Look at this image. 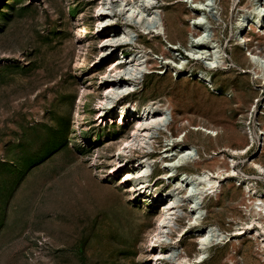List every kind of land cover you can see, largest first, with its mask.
Instances as JSON below:
<instances>
[{
  "label": "rangeland",
  "instance_id": "rangeland-1",
  "mask_svg": "<svg viewBox=\"0 0 264 264\" xmlns=\"http://www.w3.org/2000/svg\"><path fill=\"white\" fill-rule=\"evenodd\" d=\"M165 1V10L174 24L168 39L146 35L135 27L134 36H140L137 47L148 53V65L153 69L139 90L125 100L144 107L169 99L179 119L219 131L211 136L186 124L181 133L188 132L185 144H196L200 152L205 149L209 155L219 152L225 163L231 159L225 148L247 149L235 157L236 167L254 178L256 189L264 191V180L253 166V160L264 163L258 153L263 144L264 78L254 73L255 66L236 40L242 36L240 11L251 0H225L219 21L213 14L221 10L220 6L213 13L206 12L208 36L214 37L215 30L221 49L230 57L227 64L210 70L217 91L186 74L189 68H205L202 62L186 55L192 48L189 36L194 14L190 4ZM99 2L0 0V264L150 262L146 238L155 226L156 215L144 210L143 200L128 194L112 173L113 151L131 130L127 125L133 121L132 115L121 127L116 121L102 122L97 97L90 95L86 105L89 126L83 131L77 125L79 95L90 84L85 69L77 64L83 44L78 20L85 14L89 36L95 35ZM119 23H125L122 16ZM258 30L249 27L247 33L256 38L263 33ZM257 41L249 40L250 50H256ZM98 45L99 39L89 52V68L97 59ZM137 47L123 45V50L130 53ZM164 51L167 53L163 55ZM183 62L185 70L180 68ZM106 65H99L100 72ZM101 74H95L94 80H100ZM256 134L259 139L253 141ZM159 140L150 152L152 160L157 159L153 182L163 172L159 157L170 141L165 134H159ZM194 185L197 188L198 184ZM157 187L160 192L169 189L165 181H157ZM224 187L218 202L207 200V205L216 208L207 222L233 232L239 219L236 217H248L234 205L238 206L249 189L236 178ZM182 208L183 212L189 211L186 203ZM177 221L178 227L186 226L183 244L194 256L197 227L191 228L185 213ZM212 236L216 238L214 233ZM215 241L207 264H233L228 259L232 253L239 264H264L254 239ZM166 264L174 262L168 258Z\"/></svg>",
  "mask_w": 264,
  "mask_h": 264
},
{
  "label": "bare ground",
  "instance_id": "bare-ground-1",
  "mask_svg": "<svg viewBox=\"0 0 264 264\" xmlns=\"http://www.w3.org/2000/svg\"><path fill=\"white\" fill-rule=\"evenodd\" d=\"M99 1L95 11L98 22L95 35L89 36L85 14H81L78 20L83 44L77 64L85 69V75L90 80V84L85 85L79 95L77 125L83 131L89 126L86 105L90 95L97 97V113L100 115L99 120L103 119L102 122L116 121L121 127L125 125L126 118L132 115L133 121L127 125L132 127L131 130L121 138L113 151L112 173L118 176L119 184L126 188L128 194L143 200L144 210L154 212L156 215L155 226L146 238L148 246L146 255L150 256L149 264H166L168 258L172 259L174 264H207L214 240L228 243L233 237H237L238 240L242 237L254 239L257 242L258 254L262 253L260 257H264V191L256 189V186L252 185L254 178H248L236 167L235 157L247 152V149L225 148L224 150L231 153V159L225 163L222 161V156L218 155L219 152L209 155L205 149L200 152L196 144L193 146L185 144L188 140V132H185V135L181 133L186 124H189L193 130L201 129L211 136H217L219 131L205 125L192 126L189 120L179 119L176 107L169 99L166 103L150 102L144 107L138 103L129 104L125 100L128 92L139 90L146 74L153 69L148 65V53L137 47L140 36H134L135 27L142 29L146 35H163L168 39L169 30L174 24L164 7L167 2L165 0ZM182 1L190 4V10L194 14L193 30L189 36L192 48L186 55L202 62L205 67L189 68L186 74L190 73L188 76L205 82L217 91L210 70L227 64L230 57L223 48L221 49L220 43L215 38V30L214 37L208 36L209 25L206 12L213 13L214 8L220 6L222 11H215L213 15L216 20H221L225 0ZM243 7L238 21L242 36L236 40L238 44L243 45L246 55L255 66L254 73L264 78V30H261L264 26V0H251L249 6ZM120 16L125 21L124 24L119 23ZM249 27L259 29V32H263L262 35L259 34L256 38L251 37V34L247 33ZM97 39H99L97 59L93 68H89V52ZM249 40H258L259 45L256 46V50H250ZM123 45H132L137 48L126 53ZM166 53L167 51H164L163 55ZM185 62L179 64L181 69L185 70L184 67L187 66ZM105 64L107 65L103 72H100V67ZM98 73H102L100 80L95 81L94 75ZM111 107L115 108L113 112ZM166 132L167 134L170 132V137L166 135ZM159 134H165L166 139L171 141L166 146L175 152H169L167 148L159 157L163 172L160 169L161 176L153 182L157 159L152 160L150 152L156 149V143L160 141ZM260 136L263 144L258 153L264 157V129H261ZM255 138L259 139V135L252 136L253 141ZM136 153L139 155L135 156ZM207 165H212V168H208ZM253 166L264 180L263 161L253 160ZM193 168L197 171L194 172ZM101 172L103 174V171ZM232 178L245 183L246 188L249 189L244 191L243 199L238 206L234 205L235 208H242L248 217L246 219L236 217L239 218L237 227L233 232H228L219 225L217 227L208 224L209 215L216 208L215 205L210 207L207 202L211 199L218 202L225 188L224 183ZM157 181L167 182L169 189L160 192ZM194 182L198 184L197 188ZM246 193H248L247 196ZM185 203L189 208L187 212H183L182 208ZM184 213L187 215L191 228L197 227V247L194 256L183 244L186 226L178 227L177 225L178 218ZM213 233L216 237L214 239ZM241 244L242 241H239L238 245L241 246ZM228 259L235 264H239L240 261L233 253Z\"/></svg>",
  "mask_w": 264,
  "mask_h": 264
}]
</instances>
